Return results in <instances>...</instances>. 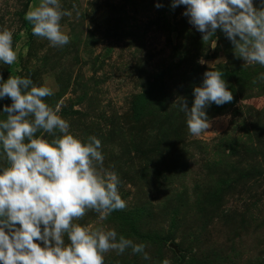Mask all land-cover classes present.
<instances>
[{"label":"rangeland","instance_id":"obj_1","mask_svg":"<svg viewBox=\"0 0 264 264\" xmlns=\"http://www.w3.org/2000/svg\"><path fill=\"white\" fill-rule=\"evenodd\" d=\"M171 2L60 0L72 13L60 21L70 40L50 47L24 19L40 0H0V29L12 31L17 52L12 65L0 62V79L49 84L44 102L69 132L101 141L102 168L118 175L126 206L104 220L88 210L73 223L115 229L150 257L110 250L104 264H264V81L252 83L264 67L236 56L219 28L202 40L185 6ZM201 58L223 73L233 99L210 104V127L193 136L178 104L191 108L211 70ZM11 102L0 100V120Z\"/></svg>","mask_w":264,"mask_h":264},{"label":"clouds","instance_id":"obj_2","mask_svg":"<svg viewBox=\"0 0 264 264\" xmlns=\"http://www.w3.org/2000/svg\"><path fill=\"white\" fill-rule=\"evenodd\" d=\"M179 5L185 6L182 14L203 34L202 40L219 28L236 56L264 67V0H259V7L253 0H172V8ZM70 15L60 0H40L24 19L33 36L46 39L50 47H63L70 37L60 21ZM16 60L12 31L0 29V62L12 65ZM198 63L208 62L201 58ZM208 67L202 84L193 89L191 108L183 101L178 104L193 136L210 127L205 111L210 104L220 106L233 99L223 73L214 62ZM258 80L264 81V73L252 83ZM53 94L52 86H36L30 77L0 79V100L7 96L12 101L4 106L6 118L0 120V158L8 165L0 166V264H104L105 253L120 255L127 248L149 260L143 242L118 237L115 229L90 230L73 223L88 210L104 220L126 203L118 192V175L102 168L101 141L94 136L81 141L71 134L69 123L44 102ZM41 131L53 138L37 136Z\"/></svg>","mask_w":264,"mask_h":264}]
</instances>
